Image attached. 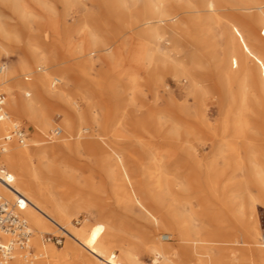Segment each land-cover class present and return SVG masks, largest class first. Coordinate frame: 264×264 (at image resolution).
Wrapping results in <instances>:
<instances>
[{
  "label": "rangeland",
  "instance_id": "1",
  "mask_svg": "<svg viewBox=\"0 0 264 264\" xmlns=\"http://www.w3.org/2000/svg\"><path fill=\"white\" fill-rule=\"evenodd\" d=\"M45 1L57 6L58 13L51 14L50 11L30 3V9L35 16L30 17L28 25L22 23L19 14L10 8L0 7L2 20L16 30L17 36L4 41L0 56V74L14 72L16 60L24 61L26 53L22 47L28 40L36 44L47 42L54 28L62 31L63 26L67 24L68 33L74 43L84 49L83 53L78 51L81 56L73 59L66 51L56 52L61 64L48 66L30 63L23 72L16 74L20 84L15 88L16 92L30 98L33 93L24 84L33 83L45 70L51 74L50 82L54 77H66V71L70 67L87 65L89 75L95 82L90 84L89 81H83V77L78 74L79 80L71 82V90L76 93L87 90L90 97H98L103 111L106 112L100 119L99 128L103 129L109 138L113 137L115 120L124 118L128 122L120 126L121 136L117 145L130 155L135 174L143 186L142 195L150 209L160 218L157 222L138 206L119 204L108 177L100 170L95 159L88 157L84 152L62 150L53 155L52 159H65L70 163L69 177L53 180L47 175L43 180L51 185L52 192L57 196L69 198L73 203L87 201L72 212V223L79 224L77 226L89 231L95 240L112 250H133L136 261L126 264H163L161 257L160 261H154L155 253L145 244L147 231H155L158 242L175 247L173 259L177 264H201L203 256L224 257L226 264H264V256L257 249H252L248 243L249 225L253 220L248 224L241 217L242 209L233 212L225 203L234 195L233 185L216 189L213 176V167L221 165L227 167L224 178L229 181L238 179L241 174L236 175L233 171L235 156L246 162L243 173L249 174L250 150L258 151L264 167V107L261 105V113L252 118L248 116L250 114L241 116L238 110L241 85L229 82L224 77L226 63L237 58L241 44L247 48L245 55L250 69H254L255 61L260 60L264 64V26L253 20L257 10L245 8L248 0H217V15L212 13L210 16L208 11H201L196 17L197 26L190 24L185 16L186 12L180 10L176 17V26L161 25L162 38L156 42V46H147L136 34L149 18L144 12L143 1L137 3L127 0V7L133 10L132 16L137 22L134 29L136 33L123 27L120 21L110 18L101 0H71L66 12L69 14L67 17L64 14L65 8L57 0ZM191 1L202 9L203 0ZM94 19L101 28L94 32V38L104 42L116 40L109 55L103 48L98 47L99 44L90 48L88 30L82 27ZM203 26L205 30H202ZM233 36L234 43L230 41ZM203 39L208 42L201 43ZM155 47L161 52H169L171 59L165 63ZM145 52L152 57L154 63L159 64L161 82L151 90L144 86L133 98L129 89L128 72L134 69L137 55L146 54ZM182 67L190 69L189 74L199 80L197 89L191 86L186 75L181 72ZM59 86L60 83L55 87L52 85L53 91H57ZM0 89L2 90L1 86ZM2 91L9 101L8 91ZM25 91L26 94L32 95H25ZM255 104L257 105V101ZM64 109V104L55 103L52 126L41 136L45 146L61 142L65 131L62 129V135L58 136L53 134V129L61 127V114ZM6 110L9 118L24 128L28 138L26 142L33 146L31 138L34 136V127L29 123L27 116L10 110L7 102ZM240 118L247 124L246 134L241 138L235 136L238 132L235 128L238 126L227 125L228 122ZM137 119L163 124L168 128L167 138H162L156 130H137L132 125ZM249 138L254 142L253 147L248 145ZM220 145L228 152L226 159L217 156ZM235 147L236 155L231 154V149ZM168 177L172 184L169 187H159ZM253 192L255 196L264 197V193L257 188ZM241 196L237 194L236 197ZM177 216L190 222L195 229L192 232V242H183L180 239L179 225L175 220ZM256 218L259 223L264 218L262 203L256 206ZM30 225L34 232V263L44 258L38 254L43 253V250L39 249L37 238L43 247L47 244L54 246L58 251H62L68 242L77 247L75 255L58 261V264H83L86 258L98 261L86 250L78 248L79 245L66 235V231L57 230L54 224L50 223L51 228L40 234L31 223ZM47 234L54 237L63 235V244L57 245L56 238L43 243ZM164 235H169L170 240H164ZM29 258L33 259V255ZM14 261L15 259L10 264H14ZM98 263L102 264L100 261Z\"/></svg>",
  "mask_w": 264,
  "mask_h": 264
},
{
  "label": "bare ground",
  "instance_id": "2",
  "mask_svg": "<svg viewBox=\"0 0 264 264\" xmlns=\"http://www.w3.org/2000/svg\"><path fill=\"white\" fill-rule=\"evenodd\" d=\"M57 1L65 8L64 14L67 17L69 14L66 12L71 0ZM101 1L103 8H105L110 18L120 21L123 27L129 29L132 33H136L134 29L137 27V22L133 19V10L127 7V0ZM134 1L137 3L143 1L145 8L144 12L146 16H149V18L145 20L144 26L136 33L147 46H156V42L162 38L163 33L161 25H169L170 27L176 26V17H178L180 10L186 12L185 16L189 20L188 22L193 26L198 25L196 17L201 11L206 10L211 16L212 13L217 15L216 11L218 10L217 0H203L201 3L202 9L198 8L191 0ZM30 3L39 6L41 9L44 8L50 11L51 14L58 13L56 9L57 6L45 0H0V7L10 8L13 12L19 14L22 23L28 25L30 17L35 16L30 9ZM245 8H255L257 10L256 18L253 20L264 26L263 0H248ZM34 13L36 14V12ZM66 17H64V24H66ZM97 22L96 19L91 20L86 22L82 28L88 30L87 36L88 41H90V48H94L95 45L99 44L98 47L103 48L102 50L109 55L112 53L111 48H113L112 46L116 40L104 42L94 38L92 36L94 32L101 29L98 27L99 25H97ZM202 30H205L204 26ZM15 31L16 30L12 29L2 20L0 14V56L4 41L12 40L14 37H17ZM188 33H190V30H188ZM50 36L47 42L42 41L38 44L28 40L24 47H22L26 53L24 61L21 59L16 60L17 66L14 72L0 74V86L2 90H7L10 96L9 101L7 100L9 109L19 115H26L29 123L34 127V136L31 138L33 146H30L29 143L26 142L28 138L25 139L24 143H19L16 141L17 139L13 137L14 128L17 125L22 127L17 121L14 119L11 120L9 116L8 118L0 120V140L3 141V139L7 137L13 138H11L10 142L0 151V172L4 169L7 173H10L9 170H11L12 173L10 174L13 177L10 186L2 182L0 183V193L11 201L16 200L17 192L26 197L27 203L21 213L27 221L36 228L39 234L47 232L51 228L50 223H52L57 227V230L66 231V235L79 245L78 248L81 247L86 250L102 264H126L128 262H135L136 257L133 250H122L120 252L112 250L95 240L89 231H86L83 227L77 226L79 224L72 223V212L76 208L81 207L82 203H87L86 200L73 203L69 198L66 199L57 196L52 192L51 185L43 180L47 175L51 176L53 180L69 177L70 163L65 159H52L53 155L58 154L62 150H68L73 153H87L88 157L98 162V167L108 177L113 193L119 204L123 206H138L145 210V214L152 216L157 222L160 220L158 214L156 215L155 212L150 209L145 197L142 195L143 186L135 174L134 165H132L129 159L130 155L117 145L120 141L118 138L121 136L119 133L120 126L128 122L124 118L115 120V129L112 130L113 137L109 138V136L102 131L103 129L100 130L99 128L101 127L100 119L106 112L103 111L98 97L95 95L93 98L90 97L86 92L87 90L77 93L71 90V82L75 83V81L79 80L77 77L78 74L83 77V81H89L90 84L91 82H95L89 75V68L87 65L77 66V68L76 66L70 67L66 71V77H54L50 82L49 78L51 74L45 70L33 83L29 85L24 84L32 91L31 93H33V96H31L32 94L28 95L26 94L27 91H25V95L31 96L30 98H25L20 93L16 92L15 88L20 85L17 80L18 75L16 74L23 72L30 63L35 62L54 66L61 64L60 58L55 54L56 52L64 53V51H66L73 59H77L81 56L78 52L79 50L80 53H83L82 51L84 49L76 45L71 38L72 36L68 33L67 24L63 26L62 31H58L54 28ZM230 41L234 43L235 36H233ZM207 42L208 41L205 39L201 41L203 44ZM155 49L158 50L159 57L165 63L166 60L169 58L171 59L169 52H161L157 47H155ZM246 50V46L241 44L237 58L231 59L230 62L226 63L224 77L228 79L229 82L241 85L242 90L239 95L238 110H240L241 116L245 117L246 114H250L248 116L252 118V116L261 113V107H264V64L260 60L255 61L256 65H254V69H250L246 62ZM93 52L94 51H92V53ZM145 53L147 54V52ZM146 54L140 53L137 55L134 62V69L128 72L130 77L129 89L133 98L137 92L143 90L144 86H148L151 90L155 85L161 82V68L159 64L154 63L152 57ZM235 67H237V69ZM1 69H3V65ZM189 70L182 67L181 72L186 75L191 86L197 89L200 82L189 74ZM56 79L59 80L58 83L55 82ZM59 83V89L53 91V87L57 86ZM20 88L23 87L20 86ZM254 100L257 101L258 106L255 104ZM55 103L65 105V109L62 110L63 112L61 114L63 115L62 122H60L61 127H59L65 131V134L59 144L45 146L41 136L42 134H46L52 126V114ZM228 123L227 125L238 126L235 128L238 131L235 134L236 137L241 138L246 134L247 124L244 119H234ZM153 124H155V126H153ZM132 125H134V128L137 130H156L158 135L162 138H167L166 131L168 128L163 124L137 119L134 120ZM54 130L55 129H53V131ZM63 130L59 135H62ZM248 145L254 146V142L251 138L248 140ZM235 152L236 147L231 149V154L234 153L236 155ZM227 153L228 152L222 145L218 146L217 156L220 159H226ZM258 155V151H249V174L243 173L246 162H244V160L241 161L239 157L235 156L233 171L236 175L238 173L241 174L238 179L229 181L224 178L227 167L221 165L213 167V176L216 180L214 183L216 189H225L229 185H233L235 191H233L232 194L234 195L229 197L225 203L231 207L233 212L242 209L240 212L241 217L248 224H250L249 221L253 220V223L249 225L248 243L252 249H257L261 255L264 256V245H261L259 242L260 223L256 218V206L258 203L264 204V197L255 196L253 192V190L257 188L264 193V167ZM170 184H172V181H170L168 177L167 181L159 184V187L163 188L165 185L169 187ZM176 184L178 183L176 182ZM173 187L175 188V186ZM237 194L242 196L236 197ZM175 220L179 225L178 230L180 239L183 242H192V232H194L195 229L192 228L191 223L183 220L181 216H177ZM43 239V243H45V237ZM36 243L39 249L43 250V253H38L44 257L43 259L34 263L33 261L36 259V253H30L29 250L24 253L18 251L13 263L26 264L33 262L32 264H58V261L62 259L66 260L67 257L75 255L77 252V247L71 242H68L67 246L63 248L62 251H58L54 246H49L47 244H44L43 247L38 238ZM145 244L155 253L156 259L154 261H160L161 259L159 258L161 257L163 264H177L173 259L175 247L158 242L156 240L155 231H147L145 233ZM33 249L35 248L33 247ZM84 250L83 252H85ZM30 255H33V259L29 258ZM98 261L95 262L86 258L85 261L83 260V264H99ZM200 261L201 264H226L224 257L210 258L203 256ZM70 263L68 262L67 264Z\"/></svg>",
  "mask_w": 264,
  "mask_h": 264
},
{
  "label": "built area",
  "instance_id": "3",
  "mask_svg": "<svg viewBox=\"0 0 264 264\" xmlns=\"http://www.w3.org/2000/svg\"><path fill=\"white\" fill-rule=\"evenodd\" d=\"M59 82L58 79L55 80ZM7 96L0 89V120L8 118V112L6 110ZM62 129L57 127L54 131V135H59ZM13 137L17 139L19 143H24L26 139V132L23 127L16 126L14 128ZM12 138V137H11ZM11 138H5L0 140V149L2 150ZM13 139V138H12ZM13 177L10 173H7L4 169L0 172V183H5L10 186ZM27 203L26 197L17 192V198L15 201H11L4 197L0 193V264H10L18 254V251L24 253L26 251L32 252V237L33 229L27 219L22 215L21 211L24 209ZM56 238V244L62 245L65 237L63 235L54 237L47 234L45 241H51ZM164 240H170L169 235H164ZM259 242L264 245V218L260 222V238Z\"/></svg>",
  "mask_w": 264,
  "mask_h": 264
}]
</instances>
